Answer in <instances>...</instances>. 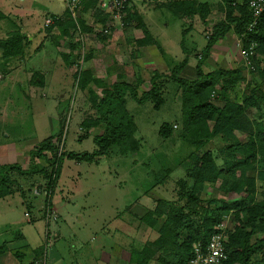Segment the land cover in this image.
Here are the masks:
<instances>
[{"label":"rangeland","instance_id":"obj_1","mask_svg":"<svg viewBox=\"0 0 264 264\" xmlns=\"http://www.w3.org/2000/svg\"><path fill=\"white\" fill-rule=\"evenodd\" d=\"M167 2L169 0H138L132 10L145 18L152 35L162 42L164 62H168L170 57L180 62L185 57L181 48L183 31L189 23L165 12L163 8H169ZM0 11L9 17L0 22V39L7 38L16 28L29 34L23 56L6 61L0 50V147L6 145L12 151L13 148H23L24 153L18 155L23 158L22 169L35 171L30 176L17 172L8 174L11 194L5 197L7 200H0V233L5 234L9 230L23 233L25 230L26 235L35 237L36 233H44L46 222H57L61 215L58 224L65 236L69 238L72 232H81L87 247L105 243L108 239L106 243L112 246V254L118 257V252L125 246L124 241L133 236L131 231L127 232L128 238L125 237L126 233L122 235L119 231H112L111 236L115 237L107 238L108 229L119 227V219L127 221L126 224L137 223L132 213L141 211L144 206L151 208L158 201L157 198L179 201L180 181L189 180L187 172L193 165L189 156L194 149L181 138L182 96L179 86L173 82L167 84L163 89L164 103L159 110L151 102L139 105L130 96L126 97L127 109L138 127L136 137L141 141L138 153L122 154L118 146H113L107 155L96 158L93 163L69 160L67 155L70 153H93L97 150L94 138L104 133L102 127L85 126L91 119L96 120V114L90 104L89 93L78 87L77 75L80 70L92 69L94 77L101 79L107 87L123 80L136 84L138 77H143L146 83L138 87L141 92L150 88L152 70L168 75L170 72L166 66H161L162 60L155 45L149 47L140 44L141 40L137 41L144 38L142 31L145 28L137 26L136 22L129 23L124 31H117L120 28L118 25L105 34V25L97 22V17L93 19L87 15L86 25L92 27L93 31H71V35L66 37L58 28L48 30L45 20L63 15L67 11V0H0ZM225 21V13L217 11L210 18L209 29H205L201 22L194 23L186 41L190 47L197 45L198 52L192 55L194 59L199 61L209 37L214 33L213 26L215 28ZM240 44L239 37L231 29L212 49L213 59H208L204 65L207 73L218 68H239L243 71L245 80L227 95L237 102H241L248 86L255 87L260 83L258 73L246 68ZM72 45L75 46L73 50ZM63 55H69L70 59L65 61ZM88 55L89 61L85 60ZM260 57L264 60L263 55L260 54ZM6 62L14 66V74L5 75L1 66ZM22 69L37 72L35 75L42 78L43 84L37 86L32 82L33 86L38 87L36 91L30 88L26 72H22ZM194 76L195 70H186L183 75L187 79ZM91 87L99 98L103 97V86L91 84ZM218 95L217 88L212 98ZM247 115L254 123L261 122L264 126V103L258 109L248 110ZM164 124L172 127L178 125L167 139L160 135ZM237 134L241 143L249 141L248 134ZM53 135L56 137L53 140L55 153L46 151L45 157L33 154L44 140ZM229 145L228 140L217 138L199 152V155H203L211 151L219 168L224 169L218 182L208 184L202 194L203 203L197 208L202 215L214 213L216 203L230 201L226 193L235 178L227 172L225 164H236L243 161L244 156L234 153L225 158L227 155L222 150ZM55 154L56 160L61 158L63 162L60 177L50 189L57 167ZM5 155V151L0 152V158ZM252 162L255 168L247 170L245 176L255 179V196L260 201L264 191V181L261 179L264 159L258 158ZM238 167L243 166L239 164ZM239 168H235L234 172ZM168 170L171 173L165 183L159 184L158 177L161 179L163 171ZM184 203L181 201V204ZM241 218L243 220L242 215ZM27 219L29 222L35 221V227L30 226ZM220 222L219 225L225 227L227 233L241 223L236 219L235 210L226 213ZM10 226L14 229L8 228ZM66 227L69 228L67 232ZM139 235L133 240L131 254L134 250L140 252L146 240L153 236L152 233L142 236L145 242ZM93 238L95 240L92 241ZM136 261L139 262V259L130 260L129 263L118 259L113 263L137 264ZM251 264L264 263L258 254L253 256Z\"/></svg>","mask_w":264,"mask_h":264},{"label":"trees","instance_id":"obj_2","mask_svg":"<svg viewBox=\"0 0 264 264\" xmlns=\"http://www.w3.org/2000/svg\"><path fill=\"white\" fill-rule=\"evenodd\" d=\"M250 1L220 0L218 7L223 14L225 13L226 21L216 25L215 28L213 27L214 33L209 37L206 48L199 56V64L192 79L181 76L188 64L187 57L175 65L169 75L153 71L150 79L151 87L148 91L143 92L138 88L143 83L141 78L137 79L138 86L126 81H119L107 87L101 79L94 77L92 69H82L77 75L78 87L89 93L90 104L96 114V120L91 119L85 126L104 129L103 134L94 138L98 149L93 153H70L67 155L69 160L79 163H93L96 158L107 155L113 146H118L122 154L138 153L141 141L136 137L138 127L134 117L127 109L126 97L130 96L139 105L151 102L154 104V108L159 110L164 103L163 89L167 87V83L173 82L180 89L182 96L181 124L183 127L181 138L194 149L189 156L190 162L193 164L187 172L190 181H180V202L158 200L156 207L145 214L143 218L145 223L155 228L159 237L154 241L146 242L140 252L133 251L131 260L139 259V262L136 261L137 264H150L151 262L189 264L194 257V245L200 243L206 245L215 233L216 226L221 223L220 220L232 210H235L236 219L241 223L229 233L228 239L224 241L225 251L228 254L225 264H251L253 256L258 254L264 263V191L261 193L262 199L258 201L255 196L257 191L255 179L245 176L247 170L255 168L252 160L264 159L263 123H254L247 115L248 110L258 109L262 102L264 103V60L255 61V71L259 75L260 83L255 87L248 86L241 102L230 100L227 96L228 93L235 91L239 83L245 80L241 69L218 68L210 73H205L203 70V65L210 56L213 46L231 29L239 38L244 36L245 47L251 41L256 42L258 44L257 53L264 56V13L258 19L257 25L250 31L249 27L255 20L249 8ZM95 5V1H90L82 9L80 24L83 31H93L92 27L86 25V16ZM168 6L178 16L199 15L203 20H206L212 8L210 3H200L197 0H174ZM52 18L55 19V22L53 25L47 26L48 30L58 28L63 36L68 37L71 35L70 32L76 28L75 22L67 11L63 15V20H58V16H52ZM8 19L9 17L0 11V22ZM123 20L126 25L136 22L137 26L145 28V36L139 42L140 44L155 45L160 49L143 17L136 11L128 10ZM97 22L105 25L107 17L98 15ZM28 41L29 37L24 35L21 29L16 28L7 38L0 39L3 58L8 61L23 56ZM71 47L73 50L75 46ZM68 56L63 55L62 57L68 61L70 59ZM89 59L90 56H86L85 60L89 61ZM32 82L35 85L43 84L42 78L37 75H34ZM91 84L96 87H104L102 98L96 95ZM217 88L220 95L212 98ZM173 130L174 126L164 124L160 129V135L167 139L172 135ZM237 133L248 134L249 141L245 144L241 143ZM217 138L226 139L231 143L222 150V153L227 155L225 158L236 153L244 156V160L236 164H225V167L228 168L227 172L235 178L226 193L230 201L216 203L214 213L209 214L208 212L202 215L203 213L197 209L203 203L202 194L206 191L208 184L218 182L224 169L219 168L211 151H207L203 155H199V152ZM54 139H56L55 135L44 140L33 154L45 157L46 151L55 153ZM55 156L54 161L57 163V167L53 179L51 178L50 189H53V184L60 177L63 162L61 158L56 160L57 155L55 154ZM239 164L243 167L239 168ZM235 168H239V171L234 172ZM33 170L25 171L19 165L0 166V199L11 194L9 187L11 180L8 174L17 172L20 175L30 176L35 172ZM170 173L171 170L163 171L162 178L158 177L159 184L163 185ZM261 179L264 181V173L261 174ZM181 201H185V203L181 204ZM43 251V249L40 250V255H43Z\"/></svg>","mask_w":264,"mask_h":264},{"label":"crops","instance_id":"obj_3","mask_svg":"<svg viewBox=\"0 0 264 264\" xmlns=\"http://www.w3.org/2000/svg\"><path fill=\"white\" fill-rule=\"evenodd\" d=\"M171 1H174V0H169V2H167V3L170 4ZM197 1H199L200 3H210V5L212 6L211 12L207 16L206 20H203V18H201L199 15H196L193 17H181V16L176 15V13L172 9L165 8L164 6L161 5V7H164L163 9H165V12L170 13L174 18L184 19L185 21L187 20L189 23V26L187 28H185L183 31V39L181 41L182 53L185 57L180 62H182L186 57L188 58V64L185 67L184 72L181 73L182 77H183L186 70H192L193 71L196 69L197 65L199 64V61L197 59H194V57L192 56L194 53L198 52L197 45L196 46L193 45V47L192 46L190 47V45L187 44V42H186L188 39V36L190 35V33L193 30L194 23L196 21L201 22L204 25L205 29H209L208 24H209L211 16L214 14V12L220 11V13H221V10L218 7L220 0H197ZM132 12H134V11L132 10ZM161 12L163 13V11H161ZM63 15H65V13ZM63 15H61V16H63ZM58 17H60V16H58ZM143 20H144L145 24L147 25V27L150 28V26L146 23L145 18ZM116 24H117V26L114 27L113 29L118 27L119 23H116ZM127 25H129V24H127ZM127 25L125 24V21L123 20V25L119 26L120 28H118L117 31H120V30L124 31V27H126ZM113 29H112V31H113ZM149 30H150L151 34H153L151 29H149ZM21 32L24 35H26L27 37H29V34L24 33L22 30H21ZM142 32L144 33V30ZM153 37L155 38V40L158 42V44L160 46V49L157 46H154L157 49V51L160 55V58L162 60V62L160 64H161V66L162 65L166 66L167 70L170 72L171 69L180 62H177L173 57H170L168 59V62H166V61L164 62L165 59L163 57V51H162V47L160 45L162 42H160L156 36H153ZM140 40H142V37L137 39L138 42ZM218 41H220V39ZM132 44H133L132 46L134 47L135 46L134 43H132ZM216 45H217V43L213 46V48H215ZM197 55H196V57H197ZM211 58L213 59V51L212 50H211V53H210V56L208 57V59H211ZM207 60L205 61L204 65L207 63ZM204 65H203V70H204ZM1 69L3 71H5V75L15 73L14 72V66H12V64L9 62H6V64L1 66ZM23 71L24 70L22 69V72ZM152 71H158V70L154 69ZM25 72H26L27 81H29V83H30V88L32 87L33 91H36L38 89V87H37L38 85L33 86L32 78L34 77L35 74H37V72L34 73L30 69L25 70L24 73ZM204 72L207 73L205 70H204ZM211 72H213V71H211ZM160 73H163V72H160ZM165 74H167V73H165ZM138 78H141V77H138ZM142 80H143V83L140 84L139 86L137 85L138 81H136V84H133V85H137L138 87L144 86L146 81L144 79H142ZM116 82H118V81H116ZM126 82H128V81H126ZM149 82H150V80H149ZM167 84H169V83H167ZM150 87H151V84H150ZM149 89L150 88L146 89L145 91H148ZM62 97L64 98L65 96L62 95ZM176 127L178 128L177 124L174 125V129H177ZM0 150H1L0 152H3V151L6 152V155L1 156V158H0V160L2 162V163L0 162V166L7 165V164H16L19 166H23V164H24L23 160H22L23 158H20V156H18L19 154L24 153L23 148H19V149L13 148V151H12V148H7L6 145H2L0 147ZM8 154H10V156H8ZM4 157H5V159H4ZM7 157H9V159H7ZM5 199L6 198H2L0 200H5ZM157 199L158 200H167L164 198H157ZM167 201H170V200H167ZM144 207L141 208V211H137L136 213H132L133 216H135V218H133V219H135L137 221V223L126 224L127 221L124 222L121 219H119V221L121 222V225H119V227H114V229H108V232H106V233H108V234H106L107 238L115 237V235L111 236L112 231L114 233L119 231L122 233V235H124L123 233H126L125 237L128 238L129 236H128L127 232L131 231V234L133 237L130 240L127 239L126 241H124V244H125L124 248L121 247L122 249L118 252V255L122 256L121 259L119 258V256L117 257L116 255L112 254V246H110L109 243H106V242H108V239H106L105 243H102V244L100 243V244H97L95 246L94 245H88V247H87V244L85 243L86 241L83 240L81 232L79 233V232L74 231L71 233V237H69V238H68V236H65V234L63 233V229L58 224V222L62 219V217L60 215V220H58L57 222H55V221L46 222L44 220L46 222L44 233H42V232H40V234L36 233V236L33 234L36 238L33 236L30 237L29 235H26L25 230L23 231V233L22 232L18 233V230L17 231L9 230V231H6L5 234H3L4 232L0 233V264H114L113 261L114 260L118 261V259L120 261H123V263H129V261L132 259L131 247H134L133 240L138 238L137 236L139 235V233L141 234V237L142 236L144 237V235L146 236V234L149 235V233H152V235H153L152 238L147 239L146 240L147 242L148 241H154L159 237L158 231L155 228L148 226V224H146L144 219H143L147 212L153 210L156 207V203H154V206H152L151 208H147V207L144 208ZM0 208H2V207L0 206ZM81 219H83V218H81ZM34 220H35V218H34ZM35 221L29 222V220L27 219V222L30 224V226H34V227H35ZM14 224H12V225H14ZM8 228H12V227L10 226ZM12 229H14V228H12ZM68 230H69V228L66 227V232ZM104 231H105V229L103 230V232ZM143 237H142V239H143ZM68 240H70L69 243H67ZM93 240H95V238H93L92 241ZM143 241H145V239H143ZM41 249L44 250L43 255H40ZM123 259H125V261Z\"/></svg>","mask_w":264,"mask_h":264},{"label":"built area","instance_id":"obj_4","mask_svg":"<svg viewBox=\"0 0 264 264\" xmlns=\"http://www.w3.org/2000/svg\"><path fill=\"white\" fill-rule=\"evenodd\" d=\"M90 1H95L96 5L93 6L88 15H91L95 19L98 15L106 16L107 22L105 24V34H109L110 30L117 26L123 25V19L127 14V11L132 9L135 2L138 0H68L67 12L70 18L75 22V32L82 33V27L80 24L81 12L84 5ZM254 22L249 27L251 31L256 25L258 19L264 13V0H251L249 4ZM63 16L58 17V20H63ZM55 19L48 17L45 20L46 26L53 25ZM74 33V32H73ZM244 36L239 38L241 43L242 60L245 63L246 68L249 70H255V61L261 57L257 53L258 44L251 41L247 47L244 45ZM84 60V56L83 59ZM229 233V232H228ZM228 233L226 228L218 225L215 233L206 245L196 244L194 245V257L190 260L189 264H225L228 260V254L225 251L224 241L228 239Z\"/></svg>","mask_w":264,"mask_h":264}]
</instances>
